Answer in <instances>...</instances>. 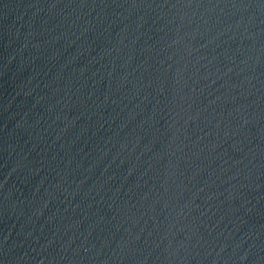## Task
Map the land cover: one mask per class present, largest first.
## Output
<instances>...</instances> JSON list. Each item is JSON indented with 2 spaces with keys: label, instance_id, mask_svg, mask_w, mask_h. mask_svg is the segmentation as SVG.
<instances>
[{
  "label": "water",
  "instance_id": "95a60500",
  "mask_svg": "<svg viewBox=\"0 0 264 264\" xmlns=\"http://www.w3.org/2000/svg\"><path fill=\"white\" fill-rule=\"evenodd\" d=\"M0 264H264V0H0Z\"/></svg>",
  "mask_w": 264,
  "mask_h": 264
}]
</instances>
